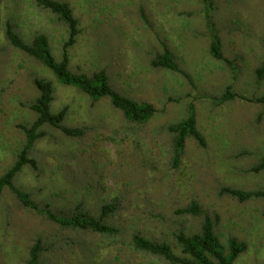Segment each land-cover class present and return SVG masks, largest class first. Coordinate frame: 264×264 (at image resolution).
Instances as JSON below:
<instances>
[{"label":"rangeland","instance_id":"374dc122","mask_svg":"<svg viewBox=\"0 0 264 264\" xmlns=\"http://www.w3.org/2000/svg\"><path fill=\"white\" fill-rule=\"evenodd\" d=\"M68 3L79 34L68 47L69 69L88 76L104 70L113 89L137 102L151 103L145 123L129 121L108 98L93 101L63 85L38 60L14 48L5 24L27 43L48 38L60 60L68 37L57 15L34 0H0V176L12 166L25 135L21 125L36 118L30 105L38 95L35 77L51 81V111L67 107L63 124L83 129L80 137L45 124L29 152L37 169L25 165L13 184L39 206L61 216L81 211L98 217L113 204L104 222L116 234L66 228L23 206L14 193L0 194V264H26L39 240L38 264H168L136 249L139 234L166 242L182 255L174 235L200 230L202 216L178 213L196 200L214 221L227 250L229 238L246 243L233 264H264V197L239 201L222 188L264 192V170L251 171L264 157V107L252 101L264 92V0H212V21L223 56L236 66V78L209 52L200 0H57ZM163 45L187 75L151 65ZM231 85L237 95L217 103ZM195 110L205 138L187 137L180 162L173 163L168 126Z\"/></svg>","mask_w":264,"mask_h":264},{"label":"trees","instance_id":"16d2710c","mask_svg":"<svg viewBox=\"0 0 264 264\" xmlns=\"http://www.w3.org/2000/svg\"><path fill=\"white\" fill-rule=\"evenodd\" d=\"M34 2L38 7L49 10L57 15L67 26L68 37L63 45L61 59L56 60L53 56L46 35L36 34L31 42L27 43L13 30L10 22H7L5 24V36L9 43L14 48L38 60L52 72L59 83L76 87L93 101L108 98L112 106L120 110L129 121L145 123L156 111L151 103L137 102L113 89L106 72L102 69L92 73L90 76L84 73H74L69 69L68 47L76 42L79 28L78 20L73 15L68 3L57 0H34ZM200 3L203 8L206 33L209 37V52L215 59L226 63L232 73L233 79H235L236 66L232 60L223 56L221 40L212 21L213 1L200 0ZM151 65L172 70L187 77L178 67L171 50L166 45H163L161 53L155 55L151 61ZM263 72L264 65L256 70L257 80L262 78ZM33 84L38 91V95L30 105V108L36 114V118L29 125L20 126L25 135L24 144L18 151L15 162L0 176V194L4 188H8L23 206L34 210L62 227L89 230L101 234H116L117 228L104 222V218L114 210L113 204L103 205L98 217L88 216L81 211H75L68 216H61L54 214L47 208L39 207L27 192L17 188L13 184L14 176L23 166L29 165L33 169H37L36 160L29 156V152L35 141L44 134L41 131L43 125L48 124L53 126L71 137H80L84 132L81 128H71L63 124L67 107H63L57 112L51 111L50 106L53 100V85L51 81L35 77ZM231 89V85H228L224 92L219 97L213 98V100L217 103L232 100L237 94L232 92ZM252 101L261 103L264 107V92L261 96L253 98ZM168 130L174 135L173 163L175 166L180 162L187 137H192L202 147L206 145L204 136L196 126L195 110L191 103L188 106L185 118L169 125ZM261 170H264V157L260 158L259 162L251 167V171L253 172ZM221 191L222 193H228L236 197L239 201H245L251 197H264V192L262 191H242L226 187L222 188ZM177 212L202 216L203 218L198 232L187 235L179 231L174 235L176 242L181 247L182 255L173 253L166 242H156L139 234L133 236V246L138 250L163 257L168 264H233L237 255L246 250V243L238 241L234 237L228 239L226 250L214 230L216 216L212 218L210 214L203 211L196 200L190 201L185 207L177 210ZM41 251L42 247L39 240H35L29 249L26 264H38Z\"/></svg>","mask_w":264,"mask_h":264}]
</instances>
